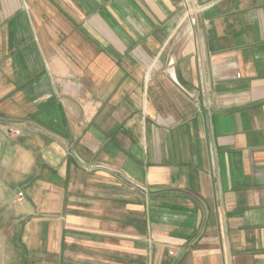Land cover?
I'll list each match as a JSON object with an SVG mask.
<instances>
[{"label": "crops", "instance_id": "0c3cea01", "mask_svg": "<svg viewBox=\"0 0 264 264\" xmlns=\"http://www.w3.org/2000/svg\"><path fill=\"white\" fill-rule=\"evenodd\" d=\"M0 264H264V0H0Z\"/></svg>", "mask_w": 264, "mask_h": 264}, {"label": "built area", "instance_id": "2783aa9c", "mask_svg": "<svg viewBox=\"0 0 264 264\" xmlns=\"http://www.w3.org/2000/svg\"><path fill=\"white\" fill-rule=\"evenodd\" d=\"M11 132L14 133L15 135H20L21 134V131L19 129H12ZM18 201L19 202H23L24 201V194L22 192L18 194Z\"/></svg>", "mask_w": 264, "mask_h": 264}]
</instances>
